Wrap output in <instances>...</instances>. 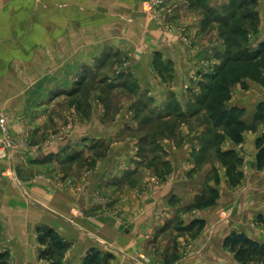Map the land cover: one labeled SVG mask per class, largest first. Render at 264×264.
<instances>
[{"label":"crops","instance_id":"1","mask_svg":"<svg viewBox=\"0 0 264 264\" xmlns=\"http://www.w3.org/2000/svg\"><path fill=\"white\" fill-rule=\"evenodd\" d=\"M145 1L0 7V109L15 113L8 126L11 147L0 150V253L10 254V264H48L37 258V232L46 228L68 245L62 264H80L92 249L101 264H238L223 247L228 234L264 241L248 232L264 211V204L255 207L259 194H243L245 199L239 196L243 189L216 185L218 160L210 158L219 135L206 139L211 134L200 125V114L185 112L187 93H201L220 66L223 43L213 24L202 29L194 0H165L160 22L146 14ZM41 12L49 16H38L36 30L41 23L53 30L46 41L36 31L32 39L4 46L8 13ZM111 27L118 30L111 42L98 32L90 36V28ZM106 44L114 46L118 70L107 73L110 84L100 83L104 73L90 84L103 69L93 63L101 64ZM11 59L18 68L10 67ZM23 75L32 80L28 87L19 81ZM107 88L120 95L117 102L105 100ZM26 92L37 99L28 101ZM229 104L245 110L240 121L247 126L264 104V85L237 87ZM262 127H244L242 141L226 138L220 152L254 156ZM251 172L264 176V170ZM216 189L214 205L199 207Z\"/></svg>","mask_w":264,"mask_h":264},{"label":"rangeland","instance_id":"2","mask_svg":"<svg viewBox=\"0 0 264 264\" xmlns=\"http://www.w3.org/2000/svg\"><path fill=\"white\" fill-rule=\"evenodd\" d=\"M157 1L160 3L158 4ZM197 7L200 8V14L202 17V29L210 26L213 24L214 31L218 34V37L220 38V41H222L224 46V53L221 56L222 59H220V65L223 64L224 57H230V58H237L240 55H244L246 53H250L257 49L260 42L264 41V0H225L219 5L211 6L206 5L204 3V0H194L193 1ZM152 4L149 5L150 7L147 8L146 4ZM9 4V5H47L48 0H0V7ZM165 7V0H146L143 3V9L151 16L156 22L161 21V17L163 14V11ZM9 19V29H8V37L3 39V42L5 43L4 46L7 48L12 47V45L17 42L20 43L21 40L24 41L28 39H32L33 35L35 36L36 31H39V35L43 40H47L50 33L53 31L49 29L47 24L41 23V26H39L41 29L36 30L37 25L36 22L38 21V16L44 17L46 20L48 19L49 14L47 12H41V13H8L7 14ZM25 16V19H21ZM91 16V14H90ZM108 16L110 14H105L106 17V24H111V21L109 22ZM112 16V15H111ZM13 18V19H12ZM111 18V17H110ZM113 18V16H112ZM35 21V22H34ZM93 20H90V24ZM46 25V26H45ZM35 27V29H34ZM162 29L166 32H169L171 34L176 32V28L165 26L164 24L161 25ZM96 32L103 35L106 42H111L114 35H117L118 30L114 27L111 28H104V29H89L90 36L96 37ZM99 35V36H101ZM18 44L15 45V47H18ZM112 46V47H111ZM30 48H32V45H29ZM41 48L44 50L43 52L46 53V56H48V45L41 46ZM114 46L111 44H106V46L103 47V53L106 54L103 56L100 55L102 58L101 64L99 62H94V69H98L99 67H103L102 70L99 72H96V75L90 76V84L96 82L97 75L105 74V77L100 80V83L102 84H110L111 79L108 78V72H116L118 63V59L115 58L116 56L113 51ZM12 49V48H11ZM10 49V55H14L17 53H13V50ZM103 56V57H102ZM14 57V56H13ZM12 58V57H11ZM19 58V57H14ZM11 59L8 63L10 67L18 68V62L16 60ZM1 63V61H0ZM21 72V71H20ZM93 74V73H90ZM113 74V73H112ZM231 79H232V86L228 85L227 87V94H226V100H223L221 104H219L218 107H209V99H211V95L208 94L207 90L202 88L201 93H187V100L190 99L189 106L185 110L187 116H191L194 112L200 114L198 118L200 119V125L204 127L206 130L205 133L208 132L211 134L210 137L206 136V139H213V136L215 134H218L217 141H214L215 147L213 150H217L216 154L212 155L210 160H218V168L214 171V180L217 186L220 185L221 182H224L226 186L229 188H240V190L243 189L244 192L239 193V196L244 197L243 194L250 195L249 199L254 198L258 199L257 194H259V204L255 205L259 206L261 204H264V176L255 175L253 176V172L256 171H262L264 170V166L257 167V148L255 144V154L254 156H251L249 154H245V157H241L238 154L234 158H227V165H223V159L219 156V152L221 149V146L225 143L226 138H231V135L233 130L237 129L236 125L234 124L235 121H237L238 116L239 120L244 116L245 110L242 108H239L237 106H230L229 102L231 99V94L234 93L235 89L237 87H241L243 90L253 88L254 86H260L264 85V55H262L260 58H258L256 61H252L249 64L248 63H237L232 64L231 66ZM112 78V77H111ZM19 81L23 82L26 87L32 84V80L30 77L27 76H21L19 77ZM110 81V82H109ZM206 84L213 85V80H206ZM110 88L106 89L105 92V100L108 102H117L119 98V94H113L112 92H109ZM25 95L27 96L28 101H31L33 97L37 99V94L32 92H26ZM208 95V96H207ZM207 96V97H206ZM204 97V98H203ZM206 97V98H205ZM198 100L204 101L202 104H196ZM208 104V105H205ZM260 107L258 110L256 109V113L253 116V120L251 123H249L247 126L243 124V122L240 125L241 131L247 129L255 130L258 125L264 126V104H260ZM9 119L12 120L15 117V113L12 110L4 109ZM139 111V110H138ZM197 111V112H196ZM232 116V117H231ZM231 118L233 121V125L228 127L227 121ZM9 120V121H10ZM219 122V124H218ZM240 122V121H239ZM243 127V128H242ZM216 130V131H215ZM238 130V129H237ZM260 137H264V127H262V133L260 134ZM212 150V152H213ZM209 156V155H207ZM248 166L249 169H245ZM220 168L221 171H220ZM213 174V173H212ZM245 177H248V184L245 186H241L242 181ZM253 186V187H251ZM254 187L256 189H254ZM239 190V189H238ZM239 190V191H240ZM218 192V190L216 189ZM238 191V192H239ZM219 194V192H218ZM238 196V197H239ZM209 197V193L205 194L202 198L207 199ZM245 198V197H244ZM246 199V198H245ZM262 202V203H261ZM254 206V205H253ZM262 210H264V205L261 206ZM261 210V211H262ZM74 216H79V210L74 209L73 210ZM261 215L262 218H264V211L262 213L255 216L253 219L254 221L249 224L248 226V232H252L256 237H262L264 238V223H261L259 221L258 216ZM224 218L225 221H228L230 218L228 214L222 213L221 218ZM204 227V224L200 225V228L202 229ZM38 237V232H37ZM63 240V239H62ZM64 241V240H63ZM264 242V241H260ZM40 249V246H39ZM226 249V248H224ZM228 252H230L228 249H226ZM65 252V251H64ZM6 254V257L0 261V264H10L9 258L10 254L8 252H3ZM233 257L234 254L230 252ZM1 254V253H0ZM106 256V255H105ZM60 257V258H59ZM59 257H56L54 259L59 260L62 264V259L64 257L63 255H60ZM38 258V253H37ZM234 260L238 264H242L238 262L235 258ZM50 263L48 260H45ZM144 264H148L149 261L145 259L143 262ZM247 264H264L262 262H250Z\"/></svg>","mask_w":264,"mask_h":264},{"label":"trees","instance_id":"3","mask_svg":"<svg viewBox=\"0 0 264 264\" xmlns=\"http://www.w3.org/2000/svg\"><path fill=\"white\" fill-rule=\"evenodd\" d=\"M262 55H264V41L260 42L257 49L254 51L240 55L237 58L225 56L223 64L217 68L215 75L210 78V80H213L214 84H207L204 88L207 90L208 94L211 95V99H209L208 103L209 107L216 108L223 102V100H226L227 87L228 85L232 86V79L230 77L232 64H249L252 61H256ZM197 102L198 104L204 103L202 100H198ZM239 117L240 116H238L237 121L234 123L238 130L235 129L233 130L232 134H230L232 140L237 144L242 141L240 129L242 122L239 120ZM232 125L233 121L231 118H229L227 121V126L230 127ZM255 144L257 148V167H261L264 166V137L257 138ZM219 156L223 159V165L226 166L228 164L227 158H230L231 160V158H234L236 154L234 151H226L219 152ZM218 197L219 194L216 190H210L209 197L207 199L202 198L199 201L198 206L202 208L214 205ZM258 219L261 221V223H264V218H262L261 215L258 216ZM195 223L201 225L203 224V221H197ZM37 242L40 246V249L38 250L39 260H48L50 262L49 264H61L59 260L54 258L63 255L68 245L54 230L50 228L38 230ZM223 247L232 252L234 254V258L242 264L255 261L264 263V242L253 240L244 233H238L234 231L231 232L224 238ZM5 257L6 254L1 253L0 261H2ZM110 257V255H106L104 258L109 259ZM101 261L102 259L100 258V253L97 250L92 249L85 255L80 264H101Z\"/></svg>","mask_w":264,"mask_h":264},{"label":"built area","instance_id":"4","mask_svg":"<svg viewBox=\"0 0 264 264\" xmlns=\"http://www.w3.org/2000/svg\"><path fill=\"white\" fill-rule=\"evenodd\" d=\"M157 3L159 4L160 2L157 1ZM147 8L150 7L149 5L152 4H146ZM9 116L8 114L3 111L2 109H0V133H1V138H0V150L3 149H7L9 147H11V144L8 140V126H9Z\"/></svg>","mask_w":264,"mask_h":264}]
</instances>
